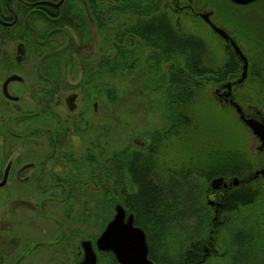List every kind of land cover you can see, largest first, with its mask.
<instances>
[{"label":"rangeland","instance_id":"obj_1","mask_svg":"<svg viewBox=\"0 0 264 264\" xmlns=\"http://www.w3.org/2000/svg\"><path fill=\"white\" fill-rule=\"evenodd\" d=\"M194 1L199 7L216 12L218 21L231 31L247 57L248 74L251 68V77H258L255 82L263 87L264 2L249 12H242L231 9L227 0ZM119 28L124 30V26ZM95 38L96 41L90 47L91 53L81 52L79 56L86 57L91 54V58L97 62L101 55L96 51L104 46V59L108 56L113 59L114 52L109 45V42L115 41L112 32L111 35L110 32L100 36L97 34ZM133 44L132 40L125 47L134 48ZM207 44L210 47L209 62L214 66L223 65L227 59V48L214 38ZM139 47V58L133 56L127 61L123 59L124 62L116 68L114 75L107 72L106 68L104 75L100 73L99 76H91L85 68L81 69L82 75L77 83L89 84V87L86 85L87 92L84 93V100L88 99L90 102V126L86 131L69 135L66 140L63 137L57 149L52 148L53 145L50 146L46 139L31 138L22 141L15 139L11 133V145L4 153H14L11 156L13 159L24 155L23 164L35 163L36 168L39 164L40 168L47 170L43 177L44 184L85 185L84 197L80 192L73 193L72 206L75 207V217L68 223L73 232L69 241L73 253L68 264H77L80 242H96L108 223L113 220L115 206L129 204V194L139 190L133 173L121 165V161L127 158L131 160V156L133 158L138 153H154L153 159H150L154 169L145 184L151 183L160 187L162 198L167 200L170 207L165 216L168 230L162 235L164 241L162 252L158 255L159 264H177L192 243L204 240L207 242L210 237H214L215 247L212 251L214 257L210 258L208 264H264V197L258 200L255 208L244 211L241 218H237L236 224L232 223L231 217L223 218L224 225L219 228L220 232L212 236L214 210L208 205L206 198L210 180L193 171V167L200 166L202 161L207 163L216 158L222 161L225 155L233 150L246 153L250 160L256 165L262 164L264 168V152L257 150L261 143L259 144L241 122L240 115L233 106L217 101L215 92L220 87L198 95L192 104L193 107L189 109V128L180 130L177 136H168L170 124L165 121L164 106L167 88L163 82L169 66H175V63L158 64L154 57L153 63H150L147 58L155 51ZM177 59L175 57L173 60L178 61ZM146 60H149L148 63ZM176 65L183 66V63ZM95 74H98L97 69ZM242 76L241 61L237 79ZM109 93L114 95V100L110 99ZM235 96L234 91L236 101ZM210 100L219 106L212 105ZM93 102H98L102 107L100 119H93ZM243 109L249 115L255 116V119L264 121V108ZM16 131L22 135L27 134L30 129L23 127ZM155 132L160 134L155 137ZM137 139L145 143V148L135 144ZM33 173L31 171L26 176H32ZM15 181L11 184H19ZM255 182L264 187L263 180ZM53 194H56L60 201L56 204L57 215L65 216L66 204L61 203L65 198L63 188H57ZM127 212L132 214V210L127 209ZM241 232L243 235H239ZM241 236L246 238L242 244L239 242ZM165 256H169V260ZM103 263H109V258H104Z\"/></svg>","mask_w":264,"mask_h":264},{"label":"flooded vegetation","instance_id":"obj_2","mask_svg":"<svg viewBox=\"0 0 264 264\" xmlns=\"http://www.w3.org/2000/svg\"><path fill=\"white\" fill-rule=\"evenodd\" d=\"M227 1L231 9L242 12H249L264 2L258 0L240 5ZM111 5L115 8L120 6L116 0H0V184L6 179V184L0 185V198H3L0 200V264H68L71 261L73 248L69 241L73 232L68 223L75 217L73 193L80 192L84 197L85 185L44 184L43 177L47 170L40 168L39 164L38 168L35 163L23 164L24 155L13 159L11 156L14 153L11 155L4 152L11 145V133L15 139L22 141L31 138L46 139L50 146L53 145L52 148L57 149L63 137L66 140L69 135L89 128L90 102L88 99L84 100L89 84L77 83V80L81 78L82 68L91 76L96 75L95 69L98 70V76L100 73L104 75V46L96 51L101 55L97 62L91 58V54L86 57L79 54L91 53L89 51L96 41L95 35L100 36L106 32L105 26L101 23L100 26L99 22L104 23L107 16L118 17L116 27L127 20H122L119 9L113 14L109 13L112 11L109 7ZM150 5H153L152 0H132L129 16L132 30H137L140 20L147 23L153 18ZM161 9L156 15L166 16L168 20V16L172 14L179 33L194 36L204 34L207 43L214 38L224 48L233 49L230 42L215 32V26L224 30L241 48L231 31L218 21L216 12L199 7L194 0H162ZM139 10L145 15H139ZM206 15L208 16L205 17ZM131 38L136 59L140 54L139 46L153 51L152 46L141 43L138 35L132 34ZM113 43L118 44V40L115 39ZM153 56L152 53L147 58L150 63H153ZM149 60H146L147 63ZM11 78L16 79L10 81ZM239 80L229 82L235 83L231 98L225 96L224 86L216 89L217 101L231 106V101L237 103L234 100V90L241 85L237 83ZM101 111L99 103L93 102V119H100ZM243 111L247 117L255 118L244 109ZM23 127L30 131L27 134H17L16 130ZM256 140L259 142L257 138ZM135 144L143 148L146 146L142 141L137 143L135 140ZM260 146L257 150L263 153ZM31 171L34 172L33 175L26 176ZM260 171H264V168L254 171L247 179H239L238 186L232 184L233 178L217 177L209 181L206 198L208 205L214 210L212 236L223 224L222 219L230 218L223 211L233 189L255 180L264 181V176L256 175ZM216 179H223V182L213 185ZM14 181L19 184H11ZM59 187L65 192V198L61 202L66 204L65 216L57 215L56 204L60 201L53 193ZM13 191L21 193L13 194ZM127 215L135 217L137 226L136 216L128 212ZM83 241L87 240L80 242L77 264H81L84 259L81 245ZM214 241V237H210L203 245L207 255H212ZM96 242L93 244L98 264H102L104 258H109V263L103 264H118L113 253L98 251Z\"/></svg>","mask_w":264,"mask_h":264},{"label":"trees","instance_id":"obj_3","mask_svg":"<svg viewBox=\"0 0 264 264\" xmlns=\"http://www.w3.org/2000/svg\"><path fill=\"white\" fill-rule=\"evenodd\" d=\"M116 3H119L120 6L117 8L114 5L109 6L112 9L109 13L113 14L114 11L119 9L122 20L124 18H127V20H123L121 23V26H124V30L116 27L118 17L114 15L107 16L104 23L99 22V24L101 23L105 26L106 32H110V35L112 32V37L118 40V44L115 45L113 42H109L110 47L113 49V52L115 50L116 54L115 52L113 53V59L109 56L104 59V72L106 68L107 72L114 75L116 68L122 62L130 60L135 55L132 47H125V45L132 42V34L138 35L141 43L144 45L147 44L153 47L155 62L158 64L163 62L169 64L175 63V66H169L163 83L167 88L164 106L166 112L165 121L170 124L168 136H177L180 130L190 126L189 109L193 107L192 104L198 95L204 94L210 89L224 86L231 81H237L241 61L234 53V50L231 47H227L225 51L226 62L223 65L214 66L208 60L210 47L207 45L205 36L179 33L175 27L172 14L168 16V20L166 16L156 15L158 11L162 10V0H152L153 5H150L149 8L153 9L151 13L153 14V18L147 23L140 20L136 31L131 29L129 17L132 9V0H116ZM139 15L144 16L145 13L142 14L139 10ZM101 24L100 26H102ZM175 57L178 58V61L173 60ZM181 62L183 66L176 65V63L180 64ZM132 67L134 68L133 65ZM251 75L253 74L250 68L246 81L234 90L236 92V101L243 108H264V83H260L263 87L259 84L257 85L255 79L258 77L254 78ZM113 96L112 93H109L111 100H114ZM210 103L212 105L217 104L213 100H210ZM155 133L153 134L155 137L160 134ZM231 152H229L230 154L227 152L228 155H225L226 157L222 161L217 158L207 163H203L202 161L200 166L193 167V171L206 177L208 180L217 177L238 178L242 180L249 178L256 169L263 166L262 164L256 165L246 153L237 152V150L236 152L233 150V154ZM153 156L154 153L147 155L138 153L133 158L131 156V160L127 158L121 161V165L133 173L134 179L140 187L137 192L129 194V204L123 203L121 205L124 208L126 207V211L127 209L132 210V214L136 216V225L142 228L147 235L150 249L149 257L158 263V255H160L159 252L162 250L164 241L162 235H165L168 230V222L165 216L170 207L167 204V200L162 198L160 187H156L155 184L151 183L145 184L148 175L154 169L150 160L153 159ZM201 171L203 172L201 173ZM262 197H264V187L252 181L249 184L233 189L223 212L232 218V223L236 224L237 218H241L244 211H250L255 208ZM219 232L217 231V233ZM239 235H243L242 232ZM242 237L241 241H239L241 244L246 240L245 236ZM205 243V240L192 243L185 253H183L177 264H208L210 258H213L214 255H207L205 253L203 247ZM165 257L169 260V256Z\"/></svg>","mask_w":264,"mask_h":264},{"label":"water","instance_id":"obj_4","mask_svg":"<svg viewBox=\"0 0 264 264\" xmlns=\"http://www.w3.org/2000/svg\"><path fill=\"white\" fill-rule=\"evenodd\" d=\"M234 3L240 5H248L254 3L258 0H231ZM206 15L205 17H207ZM215 32H217L225 41L230 42L234 53L238 56V58L243 63V76L237 82L241 84L248 76L249 63L247 57L243 54V51L238 46V44L232 40V38L222 29L213 26ZM16 78H11L10 81ZM235 83H228L224 85V89L226 90L225 96L227 98L232 97V90ZM232 102L233 107L236 109L238 115H240L241 122L246 126V128L252 133V135L259 140L261 143L260 150H264V122L259 121L255 118H249L245 115L242 107L237 103ZM137 143H140V140H136ZM257 176H264V171L257 172ZM223 179H216L213 181V185L221 184ZM6 184V179L1 186ZM232 184L238 186L240 184V180L238 178H233ZM125 225L132 224L135 227V217L133 215L128 216L124 207L120 204L115 206V216L111 222L108 223L102 235L96 242V248L100 252L113 253L118 264H155L153 261L149 259V245L147 242V236L145 231L142 228L136 227V231L140 236V244H139V252L138 253H125L123 248L119 244L110 245L105 241V236L107 235L108 229L111 227V224L115 222V219H121ZM82 249L84 252V259L81 264H98L97 252L95 250V246L91 241H83Z\"/></svg>","mask_w":264,"mask_h":264},{"label":"snow or ice","instance_id":"obj_5","mask_svg":"<svg viewBox=\"0 0 264 264\" xmlns=\"http://www.w3.org/2000/svg\"><path fill=\"white\" fill-rule=\"evenodd\" d=\"M132 224L125 225L121 219H115L107 231L105 241L110 244H119L125 253H138L140 236Z\"/></svg>","mask_w":264,"mask_h":264}]
</instances>
